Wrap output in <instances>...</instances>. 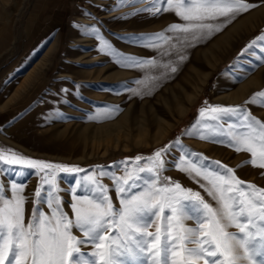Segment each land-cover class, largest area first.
<instances>
[{
    "label": "rangeland",
    "instance_id": "1",
    "mask_svg": "<svg viewBox=\"0 0 264 264\" xmlns=\"http://www.w3.org/2000/svg\"><path fill=\"white\" fill-rule=\"evenodd\" d=\"M150 2L124 0V6H117L120 0H0V149L86 170L107 166L109 175L123 176L126 158L131 161L140 155L146 160L179 138L189 151L220 161L246 184L264 188V169L251 165L250 153L184 134L201 119L199 109L206 104L241 106L264 122V104L245 103L264 91L260 45L244 51L254 38L264 34V0H246L256 7L238 15L210 38L198 43L161 41L158 49L144 48L126 38L160 32L176 36L167 31L172 23H183L174 12L130 15ZM242 21L246 25L237 29ZM89 26L97 28L119 52L154 59L157 67L136 70L119 66L98 51L99 41L86 34ZM171 67L177 71L172 72ZM145 76L153 77L147 86L134 82ZM253 77L257 82L243 96L234 98ZM62 89L69 91L66 94ZM132 89H139L140 94ZM97 114L99 118L90 119ZM201 131L205 130L201 127ZM179 155L178 150L166 154L162 178L169 177L210 199L186 173L175 168L174 158ZM128 167L134 165L129 163ZM28 172L23 178L0 173V183L10 186L13 180L23 181L24 195L29 198L26 219L40 183L34 170ZM85 174L93 173H58L65 210L70 211V194L63 190L75 186V176ZM95 175L105 186L112 185L111 179L99 176V172ZM109 194L118 207L115 192Z\"/></svg>",
    "mask_w": 264,
    "mask_h": 264
},
{
    "label": "snow or ice",
    "instance_id": "2",
    "mask_svg": "<svg viewBox=\"0 0 264 264\" xmlns=\"http://www.w3.org/2000/svg\"><path fill=\"white\" fill-rule=\"evenodd\" d=\"M117 6H124V0ZM254 7L256 4L246 0H151L147 7L130 15L174 12L183 23H172L167 31L176 36L160 32L126 38L152 49L172 39L198 43ZM86 34L99 41V52L121 67L142 70L158 65L154 59L119 52L95 27ZM262 42L264 34L254 38L244 51L259 44L258 59L264 60ZM171 71L176 72V67ZM150 79L153 77L145 76L134 82L147 86ZM62 91L67 94L69 90ZM132 91L140 94L139 89ZM257 101L264 104V91L253 94L245 103ZM198 114L201 119L186 128L185 135L250 153L251 165L264 169V122L241 106L206 104ZM97 118L99 114L90 117ZM172 150L180 153L174 158L175 168L186 173L210 199L169 177L162 178L165 156ZM122 163L123 176H115L109 175L107 166L86 170L0 149V173L23 178L28 170H34L40 181L27 219L29 198L24 195L23 181L13 180L10 186L0 183V264H264V188L246 184L220 161H209L189 151L179 138L146 160L137 155ZM129 163L134 167L130 169ZM88 172L93 174L75 176V186L63 190L70 194V211L65 210L58 173ZM96 172L111 179L112 185L100 183ZM110 191L115 192L118 207ZM188 220L194 224L187 225ZM152 228L154 231L149 230ZM84 247L94 250L84 252Z\"/></svg>",
    "mask_w": 264,
    "mask_h": 264
},
{
    "label": "bare ground",
    "instance_id": "3",
    "mask_svg": "<svg viewBox=\"0 0 264 264\" xmlns=\"http://www.w3.org/2000/svg\"><path fill=\"white\" fill-rule=\"evenodd\" d=\"M260 9V8H259ZM261 10V9H260ZM244 15V14H243ZM241 16V15H240ZM242 18V17H240ZM239 18V19H240ZM238 19V18H237ZM251 19H249L247 22H250ZM233 24V23H232ZM246 25V22L242 21L239 23V25L236 27L237 29H243V26ZM234 28V27H233ZM235 29V28H234ZM233 29V32H235ZM227 30V29H226ZM225 30V31H226ZM228 31V30H227ZM230 32V31H228ZM241 32V31H240ZM212 45V44H211ZM213 47V46H212ZM218 48V47H217ZM212 49V48H211ZM210 52H212L210 50ZM208 59V58H207ZM210 60V59H209ZM208 62V61H207ZM214 63V62H213ZM209 64V63H207ZM197 72V71H196ZM39 76V75H38ZM115 76V75H114ZM113 76V77H114ZM103 78V77H102ZM107 79V78H106ZM257 82V77H253V79L249 80L245 85L241 86L236 92H235V95H234V98H238L239 96H243L245 94V92L248 90L249 86H251L252 84L256 83ZM100 97V96H99ZM126 124V123H125Z\"/></svg>",
    "mask_w": 264,
    "mask_h": 264
}]
</instances>
